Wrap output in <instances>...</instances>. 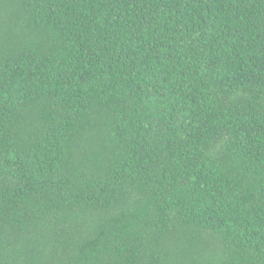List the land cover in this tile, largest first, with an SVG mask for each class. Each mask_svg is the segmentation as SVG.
I'll use <instances>...</instances> for the list:
<instances>
[{
  "label": "trees",
  "instance_id": "trees-1",
  "mask_svg": "<svg viewBox=\"0 0 264 264\" xmlns=\"http://www.w3.org/2000/svg\"><path fill=\"white\" fill-rule=\"evenodd\" d=\"M0 264H264V0H0Z\"/></svg>",
  "mask_w": 264,
  "mask_h": 264
}]
</instances>
